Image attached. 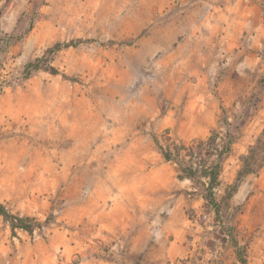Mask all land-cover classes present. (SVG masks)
Returning a JSON list of instances; mask_svg holds the SVG:
<instances>
[{"label":"rangeland","instance_id":"374dc122","mask_svg":"<svg viewBox=\"0 0 264 264\" xmlns=\"http://www.w3.org/2000/svg\"><path fill=\"white\" fill-rule=\"evenodd\" d=\"M225 118L219 193L264 130V0H0V201L53 216L30 235L0 215V264H242L231 232L264 264V167L223 231L155 140Z\"/></svg>","mask_w":264,"mask_h":264},{"label":"trees","instance_id":"16d2710c","mask_svg":"<svg viewBox=\"0 0 264 264\" xmlns=\"http://www.w3.org/2000/svg\"><path fill=\"white\" fill-rule=\"evenodd\" d=\"M82 40L57 43L49 51H56L62 48L78 45ZM41 58L29 62L25 67V78H29L33 71L44 66L39 63ZM47 70L54 74L58 70L54 66H45ZM224 133L214 129L211 134L204 139L194 140L190 143L176 141L166 138L165 144L158 137L155 138L158 150L166 161L176 164L178 177L181 180L189 179L192 182V196H197L203 201V208L212 212L216 220L221 224L219 227L225 231L232 225V218L235 213L231 210V200L238 191L242 181L251 174H258L264 167V130L256 141L251 144L247 152L240 156L241 165L237 171L236 180L233 184L226 186L223 193L221 175L224 163L233 152V146L237 142L238 136L234 132L233 122L225 118L222 122ZM0 215L10 225L13 233L22 230L33 235L36 230H42L48 225L53 216L45 221L28 215L15 213L6 204L0 201ZM232 243L237 249L238 259L242 264H249L245 256V246L239 244V240L231 232Z\"/></svg>","mask_w":264,"mask_h":264},{"label":"crops","instance_id":"0c3cea01","mask_svg":"<svg viewBox=\"0 0 264 264\" xmlns=\"http://www.w3.org/2000/svg\"><path fill=\"white\" fill-rule=\"evenodd\" d=\"M116 205H117V203H116Z\"/></svg>","mask_w":264,"mask_h":264}]
</instances>
